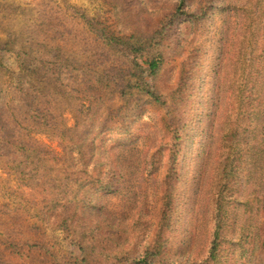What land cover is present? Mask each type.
<instances>
[{"label":"rangeland","instance_id":"374dc122","mask_svg":"<svg viewBox=\"0 0 264 264\" xmlns=\"http://www.w3.org/2000/svg\"><path fill=\"white\" fill-rule=\"evenodd\" d=\"M149 250L264 264V0H0V264Z\"/></svg>","mask_w":264,"mask_h":264},{"label":"trees","instance_id":"16d2710c","mask_svg":"<svg viewBox=\"0 0 264 264\" xmlns=\"http://www.w3.org/2000/svg\"><path fill=\"white\" fill-rule=\"evenodd\" d=\"M235 10L237 11H242L243 13H245L244 9H241L239 7H234ZM187 14L188 17L190 19L193 20V22L202 20V15L199 14H189L188 11H184L182 7H178L176 9V11H174L172 18H176L177 16H181L184 17V15ZM143 49H141L140 52H142ZM143 54V53H142ZM147 64V68L146 71L148 73V77L153 78L156 77L159 72L162 70L163 67V58L161 55H153L151 57L148 58V60L146 61ZM138 68L141 69L142 66L138 65ZM138 86H140L143 89H146L145 87H143L141 84H139ZM147 93L150 94L151 96H153L154 98H156L157 100H160V97L157 95V93L151 91V90H147ZM220 238V232L217 230L215 233V239L212 242V246L210 249V259L215 261L218 257V239ZM155 256H157V253H155L154 250H149L144 257L140 258L139 260H137L138 264H155L156 259Z\"/></svg>","mask_w":264,"mask_h":264}]
</instances>
